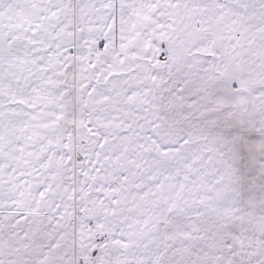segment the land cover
Returning <instances> with one entry per match:
<instances>
[{"label":"snow or ice","instance_id":"obj_1","mask_svg":"<svg viewBox=\"0 0 264 264\" xmlns=\"http://www.w3.org/2000/svg\"><path fill=\"white\" fill-rule=\"evenodd\" d=\"M0 264H264V0H0Z\"/></svg>","mask_w":264,"mask_h":264}]
</instances>
